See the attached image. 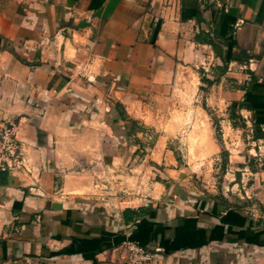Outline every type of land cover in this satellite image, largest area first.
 I'll list each match as a JSON object with an SVG mask.
<instances>
[{"label": "crops", "instance_id": "crops-1", "mask_svg": "<svg viewBox=\"0 0 264 264\" xmlns=\"http://www.w3.org/2000/svg\"><path fill=\"white\" fill-rule=\"evenodd\" d=\"M179 89L264 128V0H0V124L23 163L0 169V264H121L127 239L150 264H264V168L243 205L192 181L168 131L150 140Z\"/></svg>", "mask_w": 264, "mask_h": 264}, {"label": "rangeland", "instance_id": "rangeland-1", "mask_svg": "<svg viewBox=\"0 0 264 264\" xmlns=\"http://www.w3.org/2000/svg\"><path fill=\"white\" fill-rule=\"evenodd\" d=\"M188 83L189 87L183 89L185 93L187 90L191 93L194 89V81L190 80ZM181 91L179 89L166 105L160 104L159 108H165V110L156 116L162 117L163 121L167 120L170 122L169 125L174 126H168V129L159 126L157 131L153 129L150 140L155 133L164 134L168 131L172 134L171 145L176 154L182 159V164L189 171H193L190 172V178L200 188L220 196L223 193L228 196L237 195L242 202V199L253 201V197H247L245 186L250 181V169L257 166L264 168L262 164L264 162V128L251 125L248 129L245 127L233 129L226 123L225 112L212 108L210 104H205V111L201 113L191 111L186 104L189 102L191 106L193 101L191 99L194 98L187 94L182 96ZM197 100H200V96ZM137 173L143 175L144 171L134 170L133 174L126 171L119 185L128 191L133 190L137 184L135 182ZM114 177L110 172L108 181H105L109 182V185L112 184V188L117 187L115 181L117 178ZM150 178L154 179L155 176H142L141 180L147 183ZM117 189H114L115 196H118V192L121 191ZM128 194L129 192H126V195ZM243 194L245 198H240ZM244 204L246 202H243Z\"/></svg>", "mask_w": 264, "mask_h": 264}, {"label": "built area", "instance_id": "built-area-1", "mask_svg": "<svg viewBox=\"0 0 264 264\" xmlns=\"http://www.w3.org/2000/svg\"><path fill=\"white\" fill-rule=\"evenodd\" d=\"M15 123L11 121L0 124V169L18 168L22 163L21 143L15 136ZM63 197V193H60ZM121 264H150L154 253L134 240L127 239L124 243Z\"/></svg>", "mask_w": 264, "mask_h": 264}, {"label": "trees", "instance_id": "trees-1", "mask_svg": "<svg viewBox=\"0 0 264 264\" xmlns=\"http://www.w3.org/2000/svg\"><path fill=\"white\" fill-rule=\"evenodd\" d=\"M262 164H263V166H264V162H263ZM153 169L156 170V166H155V165H153ZM155 178H158V177H155Z\"/></svg>", "mask_w": 264, "mask_h": 264}]
</instances>
